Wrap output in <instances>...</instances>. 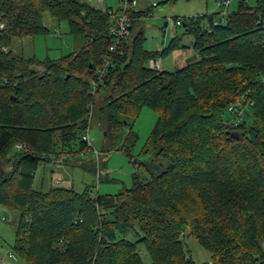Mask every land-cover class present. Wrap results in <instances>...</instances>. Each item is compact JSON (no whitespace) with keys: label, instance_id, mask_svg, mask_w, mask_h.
<instances>
[{"label":"trees","instance_id":"trees-1","mask_svg":"<svg viewBox=\"0 0 264 264\" xmlns=\"http://www.w3.org/2000/svg\"><path fill=\"white\" fill-rule=\"evenodd\" d=\"M108 10L86 0H0V204L15 212L13 251L23 264H143V244L149 264H196L181 237L187 227L211 252L198 264H264V0H238L215 23L216 12L179 19L196 55L173 70L146 63L175 38L143 48L136 23L145 12L126 8L128 35L90 93L110 43ZM43 12L81 45L43 61L13 52L14 37L48 32ZM105 85L97 115L109 141L125 127L124 150L136 111L155 109L147 137L155 167L115 193L34 188L39 163L87 150L80 133ZM241 96L242 115L228 123L227 106ZM98 162L77 164L94 173Z\"/></svg>","mask_w":264,"mask_h":264},{"label":"rangeland","instance_id":"rangeland-1","mask_svg":"<svg viewBox=\"0 0 264 264\" xmlns=\"http://www.w3.org/2000/svg\"><path fill=\"white\" fill-rule=\"evenodd\" d=\"M133 10L144 11L145 15L137 20V26L142 28V47L159 51L167 45L171 38H175V46L164 55H156L159 69L173 70L184 64L186 60L193 58L196 53L192 48V36L185 33L182 26L175 25V20L197 15H213V22L219 21L217 12L220 9L215 5L218 0H134ZM252 5L254 0H244ZM238 0H228V4L221 9L228 13L237 5ZM155 5H152V4ZM95 8H110L119 12L124 8L122 0H104V3L90 1ZM42 23L48 28L44 35L14 37L11 43L13 52L23 55H34L40 61L58 58L63 54L81 45L80 38L72 36L68 32L64 20L56 21L47 12L42 13ZM202 25H207V20H202ZM135 24V26H136ZM134 30V29H133ZM41 69V65H36ZM108 91V86H102L95 93L94 106L88 114V134L91 147L77 153L74 159L68 155L64 161L65 154H59L47 162L38 164L32 179L34 188L46 189L49 185L72 186L74 190H81L83 186L90 185L92 192L115 193L123 187H128L132 182V175L136 172L139 176H147L146 168H153L157 158L152 154L151 146L147 142L150 129L156 118L155 109L142 105L133 116L131 128L135 132L133 143L127 147H121L125 127H122L111 141L104 135V124L97 115V107L103 102V95ZM100 151L99 162L96 171L90 172L78 166L79 163L88 162V158L94 159L93 151ZM60 158V162L55 161ZM135 158L136 162L131 159ZM143 161V163H141ZM0 162H2L0 160ZM78 163V164H77ZM77 164V165H74ZM146 167V168H145ZM57 179L58 182H54ZM2 216H7L3 220ZM15 212L0 204V264H23V258L12 249ZM181 237L186 252L198 264L202 261L211 260V252L202 247L189 229L184 228ZM138 253L143 264L150 263L143 244L137 245ZM12 253L14 258L8 256Z\"/></svg>","mask_w":264,"mask_h":264},{"label":"built area","instance_id":"built-area-1","mask_svg":"<svg viewBox=\"0 0 264 264\" xmlns=\"http://www.w3.org/2000/svg\"><path fill=\"white\" fill-rule=\"evenodd\" d=\"M91 0H86L87 3L90 4ZM96 3H102V0H95ZM124 4V8L121 9L119 12H114L112 10H108L109 17H110V23L107 26L106 29V36L110 39V43L107 46V53L103 56L101 64L95 69L96 77L92 78L89 82V91L90 93H93L96 86L98 84L102 83V77L105 74L106 69L112 65V54L114 51H116V48L119 47L123 39L128 35V27H129V20L128 17L125 14L126 8H133L135 5L134 0H122ZM228 4V0H218L216 1L215 5L220 8L219 15H223L225 12L221 9L223 6L225 7ZM152 5H155L154 3ZM180 23L179 19L175 20V25H178ZM2 23L0 22V28L2 27ZM5 49V48H2ZM147 66L152 69H159V63L155 58H149L147 60ZM248 89H246L245 92H247ZM244 103L242 102V96L239 98H236L232 100L228 106L227 110L230 112V118L227 121L235 122L237 119L240 118L242 115V112L244 110ZM88 127H86L81 133L80 138L86 142L87 149L91 147L90 144V138L88 134ZM15 146H19V144L15 143ZM100 151L94 150V160H97L99 157ZM60 158H56L55 161L60 162ZM54 182H58L57 179H54ZM3 220H7V216H2ZM8 256L11 258H14L12 253H8Z\"/></svg>","mask_w":264,"mask_h":264},{"label":"crops","instance_id":"crops-1","mask_svg":"<svg viewBox=\"0 0 264 264\" xmlns=\"http://www.w3.org/2000/svg\"><path fill=\"white\" fill-rule=\"evenodd\" d=\"M102 2L104 3V0H102Z\"/></svg>","mask_w":264,"mask_h":264}]
</instances>
